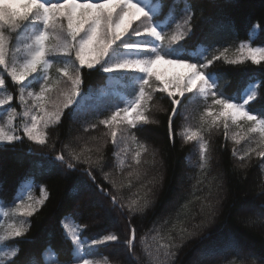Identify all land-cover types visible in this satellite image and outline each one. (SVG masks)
Listing matches in <instances>:
<instances>
[{"label": "snow or ice", "instance_id": "1", "mask_svg": "<svg viewBox=\"0 0 264 264\" xmlns=\"http://www.w3.org/2000/svg\"><path fill=\"white\" fill-rule=\"evenodd\" d=\"M163 7L164 4L154 3L153 0H0V92L4 93L0 96V146H14L24 137L38 145H47L48 129L60 124L65 109L74 105L73 118L88 109L91 93L82 92L81 70L85 67L95 69L98 65L103 73L133 74L127 94L121 97L119 104L111 106V114L99 123L108 128L114 145H117L120 133V142L125 144V149L121 151L126 150L128 141L137 146L133 157L136 165L141 164L142 152L148 151V145L139 140L137 132L144 125L157 123L151 114L152 101L157 92L166 93L170 98V140L173 139V117L182 105L186 107L184 101H202L205 105L202 123H208L210 129L223 121L226 139L229 121L238 127L242 121L249 123L248 132L259 133L260 136L256 148L250 151L264 158V108L252 107L264 89V80L250 78L243 88L226 94L220 84L224 79L222 74L208 71L215 61L221 60L230 65H242L246 61L262 65L264 45L253 46V40L257 29L264 31V25L252 23L247 29L248 39L240 41L229 58L228 46L221 49L201 42L193 48L181 42L191 34L198 11L207 25L205 40L213 33H235V25L230 17L222 11L215 16L206 15V10L195 0H183L177 16L178 5L176 0H171V4L167 5L168 22L164 23L160 19ZM6 77L18 86L16 91L22 112H17L16 107L10 104L13 95L8 90ZM225 83L228 81L225 80ZM34 85H39L38 92L31 90ZM53 92L57 93L55 98L51 95ZM187 93H191V97H187ZM28 98L32 99L33 104L25 108ZM4 105L8 107L4 109ZM33 109L36 111L33 112ZM208 118H211L210 123ZM182 135L185 142H197L200 168L203 170L210 161L208 141L199 129H185ZM242 138L232 137L236 143ZM95 151L100 153L101 148L97 147ZM91 153V148L77 151L65 144L50 168L55 169V161L73 171L81 163L88 166L83 172L91 184L80 180L75 186L78 193L85 191L90 197L89 204L82 211L98 206L109 218L114 212L124 217L127 235L123 244L128 255L135 258L137 229L133 219L150 207L148 196L152 189L149 188L143 197L137 195L124 202L114 194L119 192L116 180L103 172V156L98 155L94 159ZM114 155L119 158V153ZM233 155H236L235 150ZM239 158L243 160L244 156ZM120 163L123 164V161ZM93 169L103 173L102 179L111 185V190L97 181ZM141 175L139 169L128 173L129 177L139 178ZM159 179L162 180V176ZM157 182L154 178L151 182L153 187ZM33 187L34 177L29 172L17 185L12 202H0V264H96L93 258L100 255L99 246L120 242V236L109 231L91 238L89 243L83 235V228L68 229L69 218L79 224L76 217L66 216L61 220V225L65 229L64 238L73 245L69 254L62 255L61 248L51 241L42 247L22 249L21 243L29 241L17 238L27 236L30 222L26 218L37 211L32 204L24 203L25 196ZM2 192L3 188L0 187ZM100 197L107 199L110 207H105ZM218 203H205L201 209L204 213L201 223L192 224L191 228L182 226L176 237L169 236L167 244L161 243L154 250L144 244L142 237L147 264H176L179 250L206 225L209 217L215 216ZM247 223L251 225L254 222L249 220ZM22 253L23 258L18 259ZM206 253L223 255L224 259L219 264H264V249L257 251L245 245L231 231L219 233L207 246ZM208 264L216 262L210 260Z\"/></svg>", "mask_w": 264, "mask_h": 264}, {"label": "trees", "instance_id": "2", "mask_svg": "<svg viewBox=\"0 0 264 264\" xmlns=\"http://www.w3.org/2000/svg\"><path fill=\"white\" fill-rule=\"evenodd\" d=\"M153 2L165 5L160 19L167 23V5L171 4V0H153ZM195 2L206 10V15L215 16L222 11L230 17L235 25V33H213L205 40L207 25L198 11L197 18L193 21L191 34L186 41L181 42L187 43L189 47L194 48L201 42L221 49L228 46L227 55L231 58L239 42L248 38V27L256 22L264 25V0H195ZM176 3L178 16L179 6H182L183 0H176ZM253 45H264V31L258 29ZM208 71L222 74L224 79H221L220 84L226 94L243 88L250 78L264 80V62L262 65H253L250 61L242 65H230L221 60L215 61ZM81 74L83 93H89L94 87L104 82L105 74L99 70L98 66L95 69L85 67L81 70ZM53 75L55 76V73ZM225 80L228 83H225ZM6 83L11 90L10 80L6 79ZM128 91V88L124 89L125 93ZM186 96L191 97V94L188 93ZM161 97L163 96L156 93L152 101L151 114L157 123L144 125L137 132L139 140L148 145V151L141 154L140 165H136L133 159L138 150L137 146L128 141L126 150L121 151L125 149V144L120 142V133L117 137L118 143L114 145L108 128L99 123L111 114V106L119 101L115 97H113L115 101L110 103H94L96 110L90 105L86 111L75 118L71 115L74 105L65 109L60 124L48 129L49 139L45 146L34 144L26 137L14 146H0V187L3 188V192L0 193V202L3 200L12 202L17 185L29 172L34 177L32 192L39 194L42 189L45 193L43 203L38 204L34 215L26 218L30 222L27 236L17 238L20 241H29L21 243L22 249L31 250L42 247L47 241H51L61 248L62 255L69 254L72 244L70 240L64 238L61 220L64 216L70 215L76 217L79 224L74 223V225L76 228H83V235L88 240L107 234L109 231H114L120 236V242H109L99 246L100 255L93 258L96 264H147L148 258L144 252V244L153 250L161 243L167 244L169 236L176 237L182 226L187 225L191 228L192 224L201 223L204 219L201 209L205 203H217V201L219 203L215 216L209 217L206 225L184 243L179 250L176 264H208L210 260L219 264L224 256L209 255L206 253V248L222 232H235L245 245L254 247L257 251L264 249V207H262L264 205V170H262L264 164L262 159H250L248 155H245V153L250 154L248 148L240 145L237 149L228 133L226 139L224 124H220L209 137V124L202 123L201 128L197 125L196 127L205 133L210 155L208 166L202 170L199 147L194 146L197 143L185 142L182 135L186 125V118L181 112L183 105L173 117V139L170 140L168 116L171 114V103L168 98ZM186 102L188 100L184 101V105ZM194 104H197L193 112V120H196L205 105L202 101ZM252 107L264 108V89L257 101L252 103ZM93 124L96 126L90 127ZM248 128L249 123L241 122V126L231 128L230 132L246 134ZM246 141L247 138H243L244 145ZM65 144L77 151L85 147L91 148L94 159L102 155L103 172L109 173L110 178L116 180L119 192L114 194L119 195L124 202L136 198L137 195L143 197L149 188L152 189L148 196L150 207L145 213L133 219L137 229L135 258L128 255L123 244L127 235L124 217L114 212L109 218L101 210H95L93 206L87 211H82L85 205L89 204L90 197L85 191L78 193L75 186L80 180L91 184L83 172V169L88 166L81 163L73 171L55 161V169L50 168V164L64 149ZM97 147L101 148L100 153L95 151ZM234 150L236 155H233ZM114 153H119V158ZM238 153L244 156L243 160L237 157ZM65 155H67L66 152ZM120 161H123V164ZM133 169H139L142 175L139 178L129 177L128 173ZM183 172L185 177L181 179ZM93 174L97 181L111 190V185L103 181V173L100 170L93 169ZM160 176L162 180L159 179ZM154 178L158 182L153 187L151 182ZM100 199L105 207H110L107 199L103 197ZM113 217H117L119 222H110L114 219ZM249 220L254 223L249 225L247 223ZM142 237L144 244L141 243ZM22 258L23 253L18 259Z\"/></svg>", "mask_w": 264, "mask_h": 264}, {"label": "rangeland", "instance_id": "3", "mask_svg": "<svg viewBox=\"0 0 264 264\" xmlns=\"http://www.w3.org/2000/svg\"><path fill=\"white\" fill-rule=\"evenodd\" d=\"M257 31H258V29H257ZM253 46H255V45H253ZM162 67L166 68L167 66H162ZM104 74H105L104 82L101 85H99L97 87H94L93 90H90V93H93V94H91L88 97V104H89V106L91 105V108H94V110H96L94 105H93L94 103L95 104L96 103L97 104L110 103L112 101H115V99L113 97L118 98L117 100H119V101H116L114 103V105L119 104L121 97H123V96H125L127 94V93L124 92V89L128 88V90H129V84L131 82L130 77L133 75L131 73H128V74H123V73H121V74L104 73ZM125 76H127L129 78L126 79ZM6 79L10 80V78H7V77H6ZM10 83H11V86H12L11 90H14V92H11V90H9V88H8V90L13 95V100L10 102V104H11V106L16 107L17 112H22L23 108L21 107V105L19 103L18 93L16 91L18 86L14 85L11 81H10ZM61 87H63V85H61ZM31 90L35 91V92H38L39 91V85H34ZM157 93L160 94L163 97L168 98L166 93H160V92H157ZM3 95H4V93L0 92V96H3ZM51 95L53 96V98H55L57 96V93L53 92ZM25 96L27 97V93H25ZM168 99L170 100V98H168ZM194 103H197V102H194ZM194 103L186 102L185 103L186 107L183 106L181 108L182 115L186 118L185 129L191 128L192 130H197V129H199L198 127L201 128V125H202L201 115H202L204 109H202L199 117L196 120H193V112H194L195 106L197 105V104H194ZM32 104H33L32 99L28 98V103L24 107L25 108L32 107ZM2 107L4 109H6L8 107V105H4ZM49 109H50V106H49ZM35 111L36 110L33 109V112H35ZM208 121L210 123L211 118H208ZM17 123L18 124L20 123L19 118L17 119ZM242 123H244V122L242 121ZM220 124H224L223 121L219 122V124L217 126L210 128L209 135H208L209 137L211 136V134H213L215 132V130L217 128H219ZM196 125L198 127H196ZM234 127H236V125L231 124V122L229 121L228 122L227 133L230 135L231 139H232L233 136H237L238 139L240 137L247 138V141H246L245 145H244V142H243V138L240 139L239 143H236L232 139L234 141V143H233L234 146L237 149H238V147L240 145H243L244 147H247L248 148V152H250V154H248L250 159H252V158H255V159L256 158H258V159L261 158V157H258L255 152H251L250 151V149L256 148V144L260 140L259 133H250L248 131L246 132V134L239 133V132L231 133L230 130H231V128H234ZM249 127H250V124H249ZM223 128L225 129V127H223ZM182 132H184V130H182ZM201 133H202L204 139L207 140L205 133H203V132H201ZM20 134L22 135V130L20 131ZM32 143H34V142H32ZM192 143H197V142L196 141H192ZM34 144H36V143H34ZM197 145L198 144H196L194 146L196 147ZM257 151H260V149L257 148ZM240 156H241V154L238 153L237 157H240ZM261 159H262V163L264 164V158H261ZM186 164H188V162ZM183 177H185L184 172H183V175H182L181 179H183ZM44 197H45V194H41L40 195V194H37V193H33L32 190H31L25 196L24 203H25V205L32 204L33 207H35L36 205L38 206V204L40 203V199H43ZM93 207L95 208V210H97V209L101 210V212L105 214V212L103 211L102 208H99L98 206H93ZM249 208H246V209H249ZM66 216L71 217L70 215H66ZM66 216H64L63 218H65ZM113 218L114 219H111L110 222L111 221H113L114 223H118L119 222V219L117 217H113ZM0 222H2V221H0ZM67 225H68V229L69 230L76 229L74 224H73V220L70 219V218L67 220ZM64 232H65V229H64ZM88 242L90 243V240H88ZM72 248H73V245H72Z\"/></svg>", "mask_w": 264, "mask_h": 264}]
</instances>
